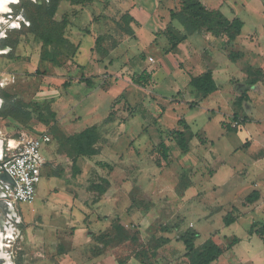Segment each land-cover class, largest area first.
<instances>
[{"label": "rangeland", "instance_id": "rangeland-1", "mask_svg": "<svg viewBox=\"0 0 264 264\" xmlns=\"http://www.w3.org/2000/svg\"><path fill=\"white\" fill-rule=\"evenodd\" d=\"M15 1L12 10L22 15L14 14L10 20L20 22L22 27H4L1 33L8 30L9 39L20 41L14 53L20 51L27 63H33L41 42L28 33V22L23 16L29 10L28 4L40 0ZM97 1L112 6L108 9L98 2L84 9L79 23L92 33L76 37V42H82L80 53L76 61L70 57L72 63L65 68L75 75L78 70L82 72L81 65L86 73L101 69L103 74L97 77L99 87L73 83L66 89L61 76L67 78L68 74H58L50 63H44L38 74H32L36 65L22 74L12 71L16 77L8 79L15 78V82L1 92L3 97L10 95L21 103H38L40 108L50 103L58 113L57 123L67 133L75 134L96 124L103 132V152L84 160L83 175L71 178L70 165L59 164L66 170L65 189L73 194V206L70 194L65 189L60 191L63 180L43 172L35 202L19 204L18 220L1 237L4 264H119L120 260L141 264L133 257L138 247L131 243L109 248L100 257L92 256L94 236L109 231L117 220L131 231H139L141 246H148L153 237L170 239L160 248L157 264H190L185 258V246L178 240L190 227L199 232L197 246L209 239L226 246L234 237L241 238L239 244L213 264H264V243L249 232L254 222L264 223V80L251 88L250 100L244 103L241 119L248 117L250 121L238 132H228L223 127V122L237 125L233 119L234 102L247 86L244 64L264 70V0H201L228 19L241 18L245 23L242 35L228 44L224 35L197 33L189 38L192 48L187 45L180 53L165 49L170 47L167 30L172 29L180 37L184 34L179 22H169L167 13L181 9L179 0ZM115 1H147L150 13L158 11L159 16L149 23L137 24L136 37L128 36L117 26L125 25L126 19L113 5ZM157 1H161V6L155 9ZM145 13H139L140 19L146 20ZM92 14L99 15L94 16L99 25L92 22ZM99 26L101 33H106L104 46H120L110 57L95 62L93 48ZM230 51L243 52L242 61H231ZM10 66L8 57L0 60V70ZM209 67L214 70L219 89L202 101L190 81ZM144 70L152 74V82L145 88L133 82V77ZM193 102L199 105L191 107ZM109 113H113L114 122L105 125L103 120ZM182 118L191 127L188 154L182 153L172 134L182 128ZM55 125L36 118L29 123L0 118L3 156L11 154L7 149L9 140L21 141L42 134L54 138ZM201 138L207 143L203 144ZM162 140L171 148L172 157L159 167L157 147ZM51 148L49 145L42 151L46 159L50 158ZM99 161L112 163L113 171L101 167ZM57 164L55 161L51 165ZM184 172L191 183L180 192L178 186ZM100 176L109 177L112 187L100 203L94 204L95 194L89 192L88 186ZM255 189L261 192V199L246 204L245 198ZM229 212L239 218L227 226L224 217ZM165 225L169 230L163 232L161 226ZM60 245L67 249L66 254H59Z\"/></svg>", "mask_w": 264, "mask_h": 264}, {"label": "trees", "instance_id": "trees-1", "mask_svg": "<svg viewBox=\"0 0 264 264\" xmlns=\"http://www.w3.org/2000/svg\"><path fill=\"white\" fill-rule=\"evenodd\" d=\"M63 1H69L74 5H86L96 0H40L37 3L28 4L29 9L26 17L31 22L28 32L32 33L42 41L41 62L50 63L55 66H64L70 57L74 58L77 52L75 46L66 37V28L68 27L69 20L64 17L62 20H56L55 16ZM181 9L179 11L171 10V18L173 21H178L183 27L185 34L180 37L172 29L167 30L165 33L170 41L168 52L178 50L179 45L188 39L189 36L206 32L213 36L224 35L227 37V43H232L241 36L244 28V21L235 17L234 19L226 18L222 12L208 8L201 0H179ZM26 6V5H25ZM126 19V24L117 23V26L124 31L127 35L134 36L135 32L130 27V23L134 21L128 14L123 15ZM120 22V21H119ZM106 35H101L96 41V50L98 53H106L103 43L106 41ZM70 52L72 53L71 56ZM228 57L231 61L239 63L244 57L241 51H230ZM243 72L247 76V86L243 93L234 102L233 119L237 125L233 126L223 122V127L228 132H238L242 125H245L250 120L248 117L241 119V112L245 102L250 100L249 91L252 87L264 80V70L260 67H255L252 64L246 63L242 67ZM39 72V70H38ZM133 82L140 87H147L152 82V74L144 71L143 73L133 77ZM87 87H93L94 81L91 78L83 77L80 84ZM71 83H65L64 87L68 89ZM191 86L198 96L207 99L212 94L218 91V85L214 78L212 70H207L198 76L191 79ZM199 103L193 102L190 106L196 107ZM40 108L38 103H21L19 101L12 102L8 99L6 105L0 111V117L3 119L11 118L15 121L22 123H29L35 118L41 122H54L56 123L53 129V136L58 144V154L65 160L73 162V173L77 176L81 173L78 165L80 157H95L102 154V147L99 142L102 139L101 133L97 126H91L85 130L69 134L64 131L57 123V113L51 108L50 103H44ZM114 121L113 113L105 120V123ZM181 129L172 132L177 146L182 153L188 154L191 151L192 133L190 125L185 118L179 120ZM201 142L206 144L207 141L201 138ZM213 143V141H211ZM246 148V147H245ZM157 151L160 154L156 163L162 167V161L168 163L172 157L171 148L162 140ZM101 167L113 171L114 165L107 162H100ZM191 183L190 177L187 172H184L178 190L183 192ZM112 183L108 177H100L99 180L94 181L89 186V191L95 194L93 203L97 204L101 201L102 197L109 191ZM261 199V192L253 190L246 198V204H254ZM136 202H134L135 204ZM237 217L233 212H229L224 217V223L227 226L232 225L237 221ZM161 230L166 232L169 230L167 225L161 226ZM250 235H257L264 243V223L254 222L250 227ZM199 238V232L192 227L188 228L184 233L178 236V240L185 246V258L190 264H213L220 260L224 253L241 242V238L234 237L232 241L226 246H222L212 239L206 241L202 246H197L196 242ZM95 245L91 249L93 257H100L106 253L109 248L115 247L122 243H131L136 248L133 252V257L141 264H157L155 259L159 256V250L164 245L170 242L169 238L153 237L148 246H141V234L139 231H131L121 221L117 220L112 223L109 231H104L94 236ZM140 246V247H139ZM60 255L66 254L67 249L60 245L58 247ZM119 264H126V260H120Z\"/></svg>", "mask_w": 264, "mask_h": 264}, {"label": "crops", "instance_id": "crops-1", "mask_svg": "<svg viewBox=\"0 0 264 264\" xmlns=\"http://www.w3.org/2000/svg\"><path fill=\"white\" fill-rule=\"evenodd\" d=\"M98 2H103V4L105 5V8H108V9L112 6L110 3L108 4V2H105V1H97V0L96 1H92V2H90L88 4H86V5H74L71 2H69V1H63L61 3V5H60L59 9H58V12L56 13V16H55V19L56 20H62L64 17H67V19L69 20L68 27L66 28V37L75 46H77L76 56L73 58L74 61H76V58L78 57V54L80 53L81 43H82L80 41L76 42V39H77L76 37H78V36L79 37H83L82 35H84V33H92V30H90L88 28H84V27H87V26H84L83 24H80L79 23L80 22L79 21V17L83 14L82 12L84 11L85 8H87L89 6L93 7ZM142 3L143 4H139L138 1H132L131 3H130V1H115V3H113V5H116L118 7L117 10H120L122 17H123V15L128 14L130 17H132L134 19V21L130 23V27L133 29L134 32H136V29L135 28H136V25L137 24L143 25V23H144L143 21L149 23L152 20H154L155 16H157V17L159 16V12L158 11H157V13H155V11L153 13H150V11L148 10V5L146 4L147 1H142ZM9 4H10V8L8 7ZM13 4L16 5L17 4V1H15V0H9V1H6V2H0V60L3 59V58L8 57V59L10 61V64H11L10 68H6V70L5 69L0 70V76L1 77H6V78H8L9 76H15L16 77V74H14V73L11 74L12 71L16 70L17 73H19V74L21 73L22 74L23 72L27 71L28 69H30L32 71L34 69L35 65H36V69H35V71L32 74L41 73V69H42V66L44 64V63L41 62V52H42V44H43L42 41H41V39H39L37 37L39 39V41L41 42V47H40V52L36 56V60H35L36 62L34 61L33 63H27L26 62L27 59L20 54V51H17V53H14L17 49H19V47H20L19 46L20 45V41H18L17 39H16V41H13V40L9 39V31L8 30H5L3 33H1V31L4 29V27H5V29H6V27L7 28H10V26L12 27V29H14V28L15 29H18V28H21L22 27V25H21L20 22L10 20V19H13L14 16L8 18V15L9 16L12 15L11 14V11H12V7L11 6ZM156 4H157L156 5L157 7H155V9H157V8H159L161 6V1H157ZM123 7H125V8H123ZM4 13H5V15H4ZM18 13H19V15H22V14H20V12H18ZM111 13H104V14L109 15ZM139 13H141V14L142 13H145V14H147L146 20L140 19L141 16L139 15ZM167 13H168V15H170V18H171V10H169V12H167ZM100 15H102V14H100ZM92 16H93L92 17V19H93L92 22L93 23H97L99 25V22H96V19L94 18V16H98L99 17V15L92 14ZM23 17H24V20L26 21V23L28 22L27 23L28 27H30L31 26V22L28 20V18L25 15ZM102 17H104V15H102ZM18 19H20V18H18ZM169 22L172 23L174 21L171 18V21H169ZM77 27L79 29H77ZM100 30H101L100 26L97 27V32H96L97 35L95 36V47L93 48V51H95V53L97 55V56L94 55V57H93V61H95V62H97V61L98 62H102L105 57H110L111 54H112V52L115 51V50H117L119 48V46H120V45H118V46L116 45L115 47H113L111 49L108 48V47H106V46H104V48L106 49V53H98L97 50H96V41L99 38V36L106 35L105 32H102L101 33ZM28 33L31 34V35H33L30 32H28ZM21 34H23V33H21ZM184 34H185V31H184ZM33 36H35V35H33ZM128 36H130V35H128ZM131 37H136V33H135L134 36H131ZM189 38H190V36L188 37L187 40L183 41L179 45L178 50L177 51H174V53L175 52L176 53H178V52L180 53L182 51L181 49L183 47L186 48L187 45L190 48L191 45H189ZM165 49H167V51H168L169 50V47L168 48L166 47ZM194 50L196 51V48H194ZM38 56H39V60H38ZM69 62H70V64L72 63V61H68L62 67L55 66V65L51 64L53 66V68L57 70L56 72H58V74H65V75L68 74L69 77L72 76V77H70L71 79L69 77L65 78L64 76H61V79L64 80L63 85H65V83H67V84L68 83H71V85L73 83H79L80 84V80L83 77H85V78H91L94 81V87H99V84L100 83L99 84L97 83V81L99 80L97 77L98 76H101L103 74V73H101V71H102L101 69H99L98 71L96 70V72H93V74L91 72L90 73H86L85 72V69L86 68L83 65H81L83 67L82 72L79 73V70H78L77 74L75 75V73H69V70L65 68L66 66H68ZM113 62H114V59H112L110 63L112 64ZM78 65H80V64H78ZM38 70H39V72H38ZM207 70L214 71L213 68H211V67H209ZM207 70H205V71H207ZM9 85L10 84L5 85V86H0V111L6 105V101H8V99L11 100L12 102L19 101V100H16L14 97L10 96V95H7V96L4 95V97H3L2 93L4 92V90H6V88ZM116 99L117 98H114V100H116ZM203 100H205V99H203ZM55 112L57 113V111H55ZM110 114L111 113H109L104 118L103 124L108 125V124H111V123L114 122L113 121V122L108 123V124L105 123V120L109 117ZM1 119H3V118H1ZM3 120H13V119L7 118V119H3ZM92 126H97L98 129H99V131H100V133H101L102 139L99 142V146H101L102 145V141H103V134H102L103 132L101 131V128H100L101 126L98 125V124L92 125ZM88 127H91V126H88ZM88 127H86V128H88ZM86 128L82 129L81 131L85 130ZM81 131H79V132H81ZM69 134H71V133H69ZM51 138H52V141L50 143L45 144L43 146V148H42V151H43V149L45 147H47L49 145L52 146V148L49 150V153L51 154L50 155V158L49 159H46V162H45V164L42 167V175H43V172H45L49 177H52L53 176V177H57V178L62 179L63 182L61 183L62 186L60 187V191H64V189L66 188V186H65L66 180L64 178L65 173H66V170L62 166L59 167L60 166L59 164L61 162H64V163H67L68 165H70V170H71V175L70 176H71V178H77V177H80L81 175H83V172H84L83 166H84V162H85L84 160L85 159H89V158H94V157H80L79 160H78V165H79V167L81 169V173L79 175H77V176H74V173H73V162L63 159L58 154V152H57L58 151V144H57V142H55V144H56V146H55V144H54V138L52 136H51ZM19 143H20L19 138L9 140V144L7 145L8 146V148H7L8 151L10 153L14 152L15 149H16V147L19 145ZM3 149H4L3 148V145L0 142V156H3L4 155V150ZM102 152H103V149H102ZM52 160H54V161H52ZM55 161H58V164L57 165H51ZM99 162H107V161H99ZM107 163H109V162H107ZM110 164H112V163H110ZM100 177H107V176H100ZM89 186H90V184H89ZM89 186H88V190H89ZM66 191L70 194L68 198L70 199V201H69L70 204H72V206H73L74 201H75L74 198H73V194L71 192H69L68 190H66ZM60 197H63V196H60Z\"/></svg>", "mask_w": 264, "mask_h": 264}, {"label": "built area", "instance_id": "built-area-1", "mask_svg": "<svg viewBox=\"0 0 264 264\" xmlns=\"http://www.w3.org/2000/svg\"><path fill=\"white\" fill-rule=\"evenodd\" d=\"M155 62L153 58L150 59ZM15 82L0 76V86ZM49 134L22 139L15 151L7 158L4 157V168L13 178L15 186L5 190V200L8 204L18 207L20 203L33 204L37 198V186L41 182L42 167L46 162L42 148L50 143Z\"/></svg>", "mask_w": 264, "mask_h": 264}, {"label": "water", "instance_id": "water-1", "mask_svg": "<svg viewBox=\"0 0 264 264\" xmlns=\"http://www.w3.org/2000/svg\"><path fill=\"white\" fill-rule=\"evenodd\" d=\"M15 186L13 178L7 173L4 168V156H0V217L6 212H15L16 207L8 204L3 198L5 197V190L12 189Z\"/></svg>", "mask_w": 264, "mask_h": 264}, {"label": "flooded vegetation", "instance_id": "flooded-vegetation-1", "mask_svg": "<svg viewBox=\"0 0 264 264\" xmlns=\"http://www.w3.org/2000/svg\"><path fill=\"white\" fill-rule=\"evenodd\" d=\"M18 12L15 13L14 10L11 11L12 15H8V18L13 17L14 14H17ZM5 15V13H4ZM18 212L19 208L16 207L15 212H6L3 216L0 217V264H4V255L2 254V241L1 237L4 235L6 232L9 231L10 228L13 227V224L18 220Z\"/></svg>", "mask_w": 264, "mask_h": 264}, {"label": "bare ground", "instance_id": "bare-ground-1", "mask_svg": "<svg viewBox=\"0 0 264 264\" xmlns=\"http://www.w3.org/2000/svg\"><path fill=\"white\" fill-rule=\"evenodd\" d=\"M6 1H9V0H0V2H6Z\"/></svg>", "mask_w": 264, "mask_h": 264}]
</instances>
